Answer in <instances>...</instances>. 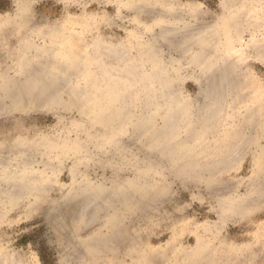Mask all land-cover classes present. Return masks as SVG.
Listing matches in <instances>:
<instances>
[{"label": "rangeland", "instance_id": "1", "mask_svg": "<svg viewBox=\"0 0 264 264\" xmlns=\"http://www.w3.org/2000/svg\"><path fill=\"white\" fill-rule=\"evenodd\" d=\"M26 1L32 23L54 22L57 27L51 29L65 32L68 45L74 51L84 53L85 70L70 73L73 84L83 85L93 77L91 83L106 90L112 82L102 74L98 63L108 62L116 64L118 70L124 69L126 60L121 64L123 58L117 59L124 53H129L124 55L126 58L134 60L133 71L152 72L157 65L150 58H154L157 50L156 58L168 80L176 92L190 99L195 107H192V117H195L190 121L192 124L188 119L185 123L182 119L177 130L179 139H205L206 149L216 150V154L234 145L243 134L249 139L225 166L216 169L197 166L186 173L180 169L185 162H177L182 163L178 166L172 158L158 153L155 147L150 148L137 138L134 126L114 135L103 121L86 115L80 107L66 104L55 105L53 109L29 107L31 105L27 103L31 100L23 99L24 104L22 102L17 108L6 102L8 105L0 110V143L14 147L16 139L22 137L24 147L30 144L45 147L35 154V169L44 168L47 154L51 152L62 154V166L55 173L54 183L48 186L50 200L39 205L34 204L33 197L28 194L16 204L6 202V194L0 189V259L19 264H264V0H160L170 7L168 10L158 0L156 4L154 0H148L153 1L150 4L147 0L145 3L137 0H133L134 3L126 0ZM18 11L13 0H0V15L15 17ZM234 16L239 18V25L231 21ZM203 23L217 30V42L209 45L199 41L189 47L179 45L184 31L195 34ZM34 30L38 31L36 28L25 29V35L34 37ZM99 35L115 47L114 51H108L112 53L101 56L97 53L95 42ZM21 38L16 27L10 24L0 27L2 69H13L17 61L14 49ZM121 44L123 47L119 48ZM210 50H215L212 52L213 66H224L226 79L230 78L229 82L226 80L229 94L227 100L224 99L226 103L222 104L223 114L213 119L209 126L201 127L195 115L198 106L204 103L200 88L209 69H203L198 57L211 53ZM8 74L7 78H17L12 72ZM231 75H237L235 78L244 82L235 81ZM133 87V95L129 92V97L124 100L138 115L143 112L141 109L144 110L145 100L141 97L142 86L138 83ZM214 91L216 99L221 92L219 95V90L214 88ZM236 91L238 93H234ZM69 96H64V101L69 100ZM158 117L156 125L162 126L163 118ZM188 122L191 135L185 126ZM102 132L112 133L117 142H122L121 149L112 142L98 140V134ZM74 143L84 145L85 151L76 153L82 157L89 154V160L76 159L77 154L71 150ZM74 164L80 172H86L90 180L109 187L114 179H119L124 181V187L126 184L136 189V195H125L121 189L117 190V194L109 197L112 204L108 201L98 208L93 220L86 222L72 236L66 229L59 233L50 215L67 194L71 183L70 168ZM193 169L200 171L196 173ZM74 206L67 213V220L72 215L70 212L74 213ZM111 206H116V211H112Z\"/></svg>", "mask_w": 264, "mask_h": 264}, {"label": "bare ground", "instance_id": "2", "mask_svg": "<svg viewBox=\"0 0 264 264\" xmlns=\"http://www.w3.org/2000/svg\"><path fill=\"white\" fill-rule=\"evenodd\" d=\"M13 1L18 6L19 11L15 17H9L8 15H5V14L0 15V27L10 24L18 29V34L22 35V38L17 40L16 46L14 49V51L17 52V61L15 62V65L12 67L13 69L10 70L11 67L8 70H6L5 68L2 69L0 65V110L8 104H11L12 107L17 106L18 108L22 102L24 104L25 100L23 101V99L31 100V103L29 102L30 100L26 101V102H29L27 103L28 105H31L29 107L45 106V107H48L49 109H53L56 107L55 105H59V104L65 105L66 104V105H72L75 107L83 108L84 109L83 111L86 113V115L90 116L93 119H96L97 121H103V124H105L106 126H109L114 135L118 132H121L122 130L128 131L130 127L134 126L135 128L134 131L137 134V138L145 141L146 145L150 146V148L155 147L156 148L155 150L158 151V153L172 158L173 163H177L179 161L181 162L183 161V163L185 162L184 167L182 166V168L180 169L186 173H188L187 171H189V168H194V167L196 168L197 166L199 168L200 166L201 168L203 166L208 167V168L215 167V169L216 167L219 168L220 165H224L227 161H229V159L234 157L239 147L241 145L243 147V144L245 143V141L249 139V138L248 139L246 138L247 134H243L240 136V138L237 139L234 145L232 144L231 147L225 148V150L218 151L217 154H216V150H213V149L210 150L209 148H208L209 150L206 149L207 142H205L206 141L205 139L194 140L195 139L194 138L193 139L194 141L189 140L190 139L189 137H188L189 139L187 138L179 139L181 137H178L177 130L181 125L182 119L184 123H185V120L187 121V119L189 122L192 121L193 119L195 120V117L194 118L192 117V114L194 113L192 110L195 107H193V102L190 101V99L186 98V96H184L185 98H183L180 96V94L177 93L178 91L176 92L175 87L170 82L171 80H168L169 78H167V76L165 75L163 68H162V64H160V61H158V58H156V56L159 55L157 50H155L156 53H155V56H153L154 58L152 57L150 58V59H153L157 65L156 70L152 72L144 70V69H141V70L136 69L138 70V71L135 70L136 72L133 71L134 65H135L133 64L134 60L131 61L130 57L126 58V56L124 55L126 54L129 55V53H126V54L124 53L122 57L121 55L119 57L117 56V59L121 58L122 60L123 58L122 63L120 62L121 64H123L124 60H126L125 61L126 66L124 69L118 70L117 66H115L116 62L114 63L115 65H112V64L110 65L108 62H102L101 64L98 63V67L100 68V71L102 72V74H104L106 77H109V79L112 82V85L106 90L103 91L102 89L96 88L94 86V84L96 83L94 84L91 83L93 82L91 80L92 79L94 80L93 77L91 78L90 81L88 80L87 82L83 83V85L73 84V77H71L70 73L74 74L77 72H83V70H85L83 68L84 53H82L81 51L78 53L74 51V49L68 45V39L66 37L65 32H62V30L60 31L58 29L57 30L51 29L52 26L57 27V24H53L54 22L51 23V22L42 21L40 23H32L31 22L32 13L30 11V8L26 0L25 1L24 0H13ZM126 1L129 3V2H132L133 0H126ZM137 1H144V0H137ZM147 1H144L143 3ZM155 1L157 0H154V4H156ZM158 1L160 3V0ZM162 1L165 2V0H162ZM148 2L149 3L147 4H150L153 1L152 2L148 1ZM167 2L168 1H166V3ZM160 4L162 5L163 2ZM160 4H158V6H160ZM164 4L162 6L163 8L166 9L168 5L165 4L166 6L165 7ZM169 5H170V2H169ZM168 9H170V7L167 8V10ZM253 15L251 16L254 17ZM231 18L232 17H230V19ZM238 20L239 18L234 16V18L231 21L233 23L238 24ZM242 22H243V18H242ZM202 25H204V23ZM204 26H206V24ZM204 26L203 27L201 26V28H199L198 30L195 29L196 30L195 34L193 33L192 35L191 34L189 35L186 33L187 31H184L183 37L179 45L181 46L185 45L189 47L192 44H194V42H199V41L204 42V43L206 42L207 44L211 45L213 41H216L215 39L217 35V30L210 28L211 26L210 25L209 28L212 30L210 31V29L207 27L208 24L206 27ZM215 26L218 27V25H215ZM215 26H212V27L214 28ZM28 28H33V29L36 28L38 30L37 32H35L34 30V32L36 33L35 35L33 34L35 39L34 37L25 35V29H28ZM171 28H174V27H171ZM184 28L186 27H183V29ZM166 32H167V29H166ZM95 45L97 46L96 48L97 53H99L100 56L104 55V53L108 51L115 50V47L103 41L102 36L100 35L97 37ZM120 47H123L122 44L119 46V48ZM93 48H95V46ZM119 48H116V49H119ZM117 52L119 51L117 50ZM126 52H129V51H126ZM212 52L208 54L206 53L203 56L198 57L199 61L202 63L201 65H203V69L205 70L209 69L206 74V79L203 80L205 82L200 88V92H202L205 97L204 103L198 106V114L196 113L195 115L196 118L200 121L201 127L202 126L206 127L207 125L209 126L212 123V121H214L213 119L215 118L217 119V117H220L222 104L226 103L224 99L226 98L227 93H228L227 87L229 84H227V81L229 82L230 78L228 80L226 79L227 76H226L224 66L218 65V64L216 68L213 66L212 63L215 62L214 61L215 57ZM108 53H112V52H108ZM119 54H121V52ZM113 55L115 56V54H112L111 56ZM149 56H152V55H149ZM153 60L152 61L149 60V61L153 62ZM190 63L191 62H189V64ZM212 67L214 68V70L213 69L210 70ZM175 69H177V67ZM232 70L236 72L234 66H232ZM237 71L240 72L239 70ZM1 72L5 74L3 75ZM9 72L10 73L12 72L13 75L17 76V78H14V77L12 79L7 78L6 76L9 75L8 74ZM235 72H232V74ZM237 75H241V74H237ZM237 75H234V76L231 75L232 77H234L235 81L238 80V78H235L237 77ZM73 76L75 77V75ZM20 78H25L26 81L24 80L25 81L24 82L21 79L23 81L22 82ZM232 79L233 78H231V80ZM238 81L242 82L243 80L241 81L238 80ZM138 83L142 86V89L139 87L141 89V94H142V96L141 94L140 96L144 97L145 101L143 105L144 110L141 109L143 112L141 111L142 113L137 115L136 113L132 112V109L128 105V102L124 99H127V97H129L128 94H130L129 92L132 91L131 88L133 86L136 87ZM241 85L243 84L241 83ZM214 88L215 90H219L218 94L219 92H221L220 93L221 95L219 94L220 96H218V98L216 99L214 97L216 95L213 96L214 94L213 92H215ZM133 89L135 88L133 87ZM99 90H102V91H99ZM137 90H138V87H137ZM133 91L131 92L132 95H133ZM237 91L234 93L239 92ZM240 92H242V89ZM65 94L70 95L69 96L70 99L67 101L66 100L64 101L65 99L64 96L66 97ZM135 97L134 98L132 97V99L134 100ZM6 102H8V104H6ZM224 106L225 105H223V107ZM24 108H27V107L25 106ZM158 116L163 118L162 126L156 125L158 123V122L156 123V119ZM189 122L186 123V125L182 123L183 125L186 126L187 130L191 129L190 124L192 123L190 122L189 124ZM195 125L197 126V124ZM195 125H192V126H195ZM186 133L188 134L189 132L186 131ZM113 134L112 133L108 134L104 132L99 133L98 140H102V142L103 141L112 142L113 144L118 145V147L120 148L121 147L120 145L122 142L121 143L117 142L118 140L114 138ZM190 135H191V131H190ZM193 135H194V131H193ZM23 145H24V140L22 137H19V140L16 139V145H14V147H10L8 144L6 145L4 143L3 144L0 143V189H2V191L6 194V198H5L6 202H12L16 204L22 199V197L28 194L33 197L32 199L34 200L33 201L34 204L39 205L44 201L46 202V200H50V197L48 194L49 192L48 186L54 183L55 173L62 166L61 165L62 160L60 159L62 154L60 155L59 153H52V152L50 154L48 153L46 157V161L44 162L45 163L44 168L42 170H37L34 168V165H33L36 160L35 154H37L38 150L42 149V147L40 145L37 147L34 144L33 145L30 144V146H27V147H24ZM73 147L74 148H71V150H73L74 154H77L76 152L78 151L80 153L82 151H85L84 145H80L79 143H74ZM43 149H45V147H43ZM53 158H55V160H53ZM89 158H90L89 154L88 155L86 154L83 157L79 156L78 154L76 156V159L82 160V161H86L87 159L89 160ZM186 159L188 160L187 162H186ZM179 164L181 165L182 163H177L178 166ZM200 169L198 170L200 171ZM215 169H213V171ZM79 170H80L79 168H76V164H74L70 168L71 183L69 184L68 190H66L67 194L63 197L62 202H60L57 206H55L54 211L51 214L52 216L50 215V217L53 218L52 223H54V227L59 233H61L60 231L64 233V230L66 229L69 232V234H71L72 236H74V234H76V232L80 230V228L86 222L93 220L92 218L94 217V214L98 208H102L103 206H105L108 203V201L110 202V204H112L111 200H109V197L112 194L116 193L117 190L119 191L121 189L122 192L123 191L125 192V195H130L132 193L136 195L135 193L136 189L133 190V188H131L132 186L128 187L126 184L124 187V184H122L124 181L121 182V180L119 179H114L111 185L107 187L102 182H94L90 180V178L86 176V172H80ZM222 170L223 169H221V171ZM192 171H196V170L193 169ZM197 171L196 173H198ZM189 175L191 176V174ZM196 175H200V174H196ZM211 177H213V175H211ZM213 180H210V181H213ZM138 188L142 189L140 187ZM125 195L123 197H125ZM73 204H75L74 206L75 211L74 213L70 212V215L71 214L72 215L70 216V219L67 220L66 215L70 211V209L73 208ZM111 208L113 211L116 209V206H113V207L111 206ZM91 238H93V236ZM88 241H91V240H88ZM87 252L88 250L86 251V253ZM12 259H13V256H12ZM11 262L12 263H5V261L2 260L0 261V264H19L20 263V262H14V261H11Z\"/></svg>", "mask_w": 264, "mask_h": 264}]
</instances>
